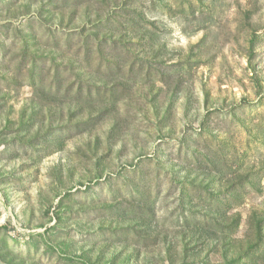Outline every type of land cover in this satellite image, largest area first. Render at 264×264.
<instances>
[{
  "label": "rangeland",
  "instance_id": "obj_1",
  "mask_svg": "<svg viewBox=\"0 0 264 264\" xmlns=\"http://www.w3.org/2000/svg\"><path fill=\"white\" fill-rule=\"evenodd\" d=\"M0 264H264V0H0Z\"/></svg>",
  "mask_w": 264,
  "mask_h": 264
}]
</instances>
